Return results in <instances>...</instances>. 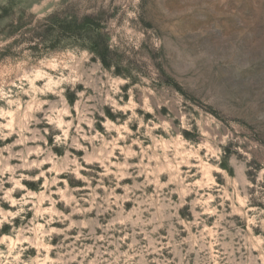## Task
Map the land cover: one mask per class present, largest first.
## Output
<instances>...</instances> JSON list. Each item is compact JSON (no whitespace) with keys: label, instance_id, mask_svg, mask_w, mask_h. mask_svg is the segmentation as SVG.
<instances>
[{"label":"rangeland","instance_id":"374dc122","mask_svg":"<svg viewBox=\"0 0 264 264\" xmlns=\"http://www.w3.org/2000/svg\"><path fill=\"white\" fill-rule=\"evenodd\" d=\"M0 264H264V0H0Z\"/></svg>","mask_w":264,"mask_h":264}]
</instances>
